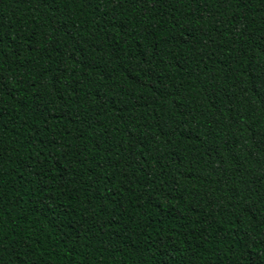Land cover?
Masks as SVG:
<instances>
[{
  "label": "trees",
  "instance_id": "16d2710c",
  "mask_svg": "<svg viewBox=\"0 0 264 264\" xmlns=\"http://www.w3.org/2000/svg\"><path fill=\"white\" fill-rule=\"evenodd\" d=\"M0 264H264V0H0Z\"/></svg>",
  "mask_w": 264,
  "mask_h": 264
}]
</instances>
